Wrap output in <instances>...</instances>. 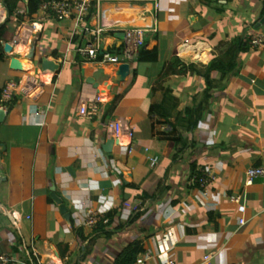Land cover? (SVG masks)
<instances>
[{"label": "crops", "instance_id": "0c3cea01", "mask_svg": "<svg viewBox=\"0 0 264 264\" xmlns=\"http://www.w3.org/2000/svg\"><path fill=\"white\" fill-rule=\"evenodd\" d=\"M96 1L93 24L101 23V10V17L107 18L151 17V0L131 2L129 10L113 0ZM224 3L219 11L210 0H155L160 37H149L148 48L160 52L158 63L128 60L124 51L113 53L121 60L118 64L89 60L78 51L89 38L77 41L70 20H43L35 40L44 38L35 61L28 60L29 44L13 48L11 55L38 74L40 92L37 98L16 96L1 108L5 117L0 124V251L15 254L17 264H122V253L138 242V257L131 264L141 258H146L145 264H162L170 254L176 264H208L211 253V264H264V178L250 188L244 186L248 168L257 160L264 164V47L244 46L235 69L213 74L219 81L210 92L212 113L195 131L184 132L189 143L180 139L179 129L149 112L163 65L182 55L184 45L209 47L206 59L194 60L195 53L180 58L205 71L229 40L240 35L246 42L250 36L264 35V0ZM26 8L24 4L4 28L14 31ZM41 13L35 20L42 19ZM123 39L121 30L111 29L99 41L103 50H120ZM43 55L60 69L43 70ZM2 60L3 53L0 86L23 73L6 68ZM127 62L131 75L113 88L125 96L110 116L113 90L105 83H111L116 67ZM89 78L101 86L89 83ZM85 84L92 94L101 91L104 96L100 114L92 119L76 113ZM165 84L188 105L208 90L204 78L189 73L168 77ZM112 119L124 122L120 140L111 135ZM111 139L116 143L109 151ZM152 157L168 162L162 174H155ZM118 162L127 165L124 172L118 170ZM204 166L218 176L209 196L190 183ZM237 193L244 195L247 205L244 225L239 224L238 205L227 197ZM55 195L68 208L70 220ZM126 201L143 202V209L119 230L120 222L128 221L119 216ZM91 208L115 214L107 225L112 235L104 236L102 222L84 226ZM79 229L85 236L94 235L85 242Z\"/></svg>", "mask_w": 264, "mask_h": 264}, {"label": "built area", "instance_id": "2783aa9c", "mask_svg": "<svg viewBox=\"0 0 264 264\" xmlns=\"http://www.w3.org/2000/svg\"><path fill=\"white\" fill-rule=\"evenodd\" d=\"M96 0H52L44 2L42 4V13L37 20L25 21L15 27L14 31L6 30L2 27L3 24L8 22V13L6 10L5 3L0 0V38L5 42V44L11 45L13 48L21 44H29L28 49H30L32 42L35 40L36 35L40 31L41 23L43 20H55V21H65L70 20L73 23V37L79 38L88 37L89 42L85 46L79 47L78 51L82 53L83 56L89 58V60L97 61L101 56L104 62L110 64H118L121 60L118 55L112 52H103L100 37L111 29L121 30L124 34V39L122 46L124 47V52L128 60L136 61L139 56L140 48L148 44V38L159 39L158 34V24L155 21V0H151L152 3L149 6L148 12L151 13L152 17H148L146 20H136L130 17L125 18H111L102 16L100 11L101 23L93 24L90 16L92 14V9ZM99 3L102 0H98ZM104 2L106 0H103ZM138 1L144 2V0H113V2L123 4L124 8L130 9L133 5H129L131 2ZM18 14V13H17ZM137 24V25H134ZM238 28H236V31ZM73 42V40L71 41ZM74 43V42H73ZM247 46L252 47H264V35H253L247 38ZM177 58H182L183 56L179 53L177 57L171 62V58H168V63H173ZM185 60V59H184ZM39 76L32 69H25L18 80L10 81L2 96V101L5 103L10 102L16 96H26L30 98H37L40 87L38 86ZM89 84H85L82 95L79 99L76 113L81 118H95L101 112L102 104L104 103V96L100 92L92 94L88 89ZM109 128L111 130V135L114 139L120 140L125 135V125L121 119H112L109 122ZM3 155L0 154V179L2 178L3 171ZM167 161H161L159 157H152L151 164L154 167V172L157 175L162 174L166 170ZM127 169V165L123 162H118V170L124 172ZM259 177H264V164L257 160L252 167L249 168L247 177L244 181L245 187L254 184ZM191 184L199 188L202 192L207 195L208 191L217 182L218 176L212 168L209 166L200 167L195 172L194 176L191 178ZM227 196V195H226ZM230 197L233 202L238 203L241 214L246 212V206L243 203V194L239 193ZM143 209V202L132 203L126 201L119 216L124 220H130L134 214L139 213ZM88 217L84 223L85 227H95L99 223L109 224L110 219L106 214L96 210L94 208L89 209ZM246 220L242 216L240 217L239 223L241 225L245 224ZM1 236V235H0ZM11 242L13 238L9 236ZM214 254H208L206 256V261L211 264V259ZM18 258L15 254L7 251H0V264H17ZM146 258H141L136 262V264H145ZM41 264H53L51 262H42ZM162 264H176V259L173 254H170L165 262Z\"/></svg>", "mask_w": 264, "mask_h": 264}, {"label": "trees", "instance_id": "16d2710c", "mask_svg": "<svg viewBox=\"0 0 264 264\" xmlns=\"http://www.w3.org/2000/svg\"><path fill=\"white\" fill-rule=\"evenodd\" d=\"M5 3L6 10L8 13V21H11L14 18L15 13L26 5V11L21 15H18L17 24H21L25 22V20L34 21L36 16L42 7L44 2L52 1V0H2ZM216 3V7L219 11H222L224 8L225 0H210ZM97 1L94 3V7L92 9V14L90 16V20L95 15L97 10L96 8ZM5 24L2 25L4 27ZM42 39L44 38L42 35L40 36ZM40 38V41H42ZM6 45L3 40L0 39V55L3 53L4 60L6 63V68L9 69L11 66V58L12 55L6 52ZM225 50H222L218 56H215L211 59L210 63L205 67V71L198 69L194 63H187L180 58H177L173 63H165L156 79L153 87V94L150 100V108L149 112L152 116H159L164 119L168 124L173 126L175 129H179L180 131V139L186 144L189 143V139L184 137V132H193L201 125L202 121L205 120L210 113H212V94L210 92L214 87L217 86V80L213 77V74L216 72H224L227 73L230 70L236 68L238 64V59L241 53V50L244 46H247L245 39L243 36L238 35L237 37L226 42ZM248 47V46H247ZM112 52L116 53L119 51V54L124 55V48L122 47L120 50H104V52ZM2 52V53H1ZM44 54V53H43ZM100 57V60H102ZM161 61L160 52H154L148 48V44L142 46L140 48L139 56L136 59L138 63H158ZM11 68V67H10ZM192 75H200L207 82L208 90L199 92L195 96V101L193 104H186L182 101L181 97L175 89L169 85H162V81L171 76H182L186 74ZM137 74V70L135 71ZM6 84L0 86V109L4 107L6 103L2 101L3 92L6 88ZM125 94L118 93L116 89L113 90V99L109 104L108 115L112 116ZM11 108V107H9ZM110 219L109 224H102L101 228L103 229L104 236L112 235L113 232L108 231L107 225L112 224L114 220L115 214L107 215ZM131 219L128 221L120 222L118 229H125L131 223ZM79 234L82 236L83 240L86 242L93 235L85 236L84 230L79 229ZM102 235V234H100ZM138 242H134L130 247H128L122 253V264H131L138 257L137 252ZM89 252L82 259H86ZM66 264H73V262H67ZM77 264H81L78 262ZM121 264V263H120Z\"/></svg>", "mask_w": 264, "mask_h": 264}, {"label": "water", "instance_id": "95a60500", "mask_svg": "<svg viewBox=\"0 0 264 264\" xmlns=\"http://www.w3.org/2000/svg\"><path fill=\"white\" fill-rule=\"evenodd\" d=\"M152 17V16H151ZM137 25V24H134ZM39 39H36L32 42L31 44V48H30V52L28 54V60L30 61H35L37 58V53L39 55V50H38V44H39ZM6 52L8 54H14V50L13 47L9 44L6 45ZM104 52V50H102V53ZM42 58V67L43 70H47L49 68H51L52 70H58L60 69V65L52 60L51 58L43 55L41 56ZM11 69L15 70L17 72H23L25 70V66L24 63L20 61V59L18 57L12 56L11 58ZM117 68V72L114 75V79L112 80V82H108L105 83V85L107 86L108 91H112L114 87L116 86H120L123 82H125L129 76L132 73V65L131 63L127 62V63H122L119 66L116 67ZM89 83L94 84L97 88L101 86V82L97 81L95 78H89ZM5 117V111L3 109L0 110V124L2 123V121L4 120ZM116 141L111 139L107 142L106 145V149L107 150H112L114 145H115ZM56 199L58 200V202L61 204V209L63 214L66 215L67 219L70 220L71 218V214L68 212V208L62 203L61 199L58 198L55 195ZM8 216L11 218L12 222L18 226L17 220L14 218V215L11 214L10 212L8 213Z\"/></svg>", "mask_w": 264, "mask_h": 264}, {"label": "bare ground", "instance_id": "6f19581e", "mask_svg": "<svg viewBox=\"0 0 264 264\" xmlns=\"http://www.w3.org/2000/svg\"><path fill=\"white\" fill-rule=\"evenodd\" d=\"M208 50L209 47L205 44H200L199 46H190L188 44L184 45L181 49L182 56H189L191 53H195L193 55L194 60H202L208 58Z\"/></svg>", "mask_w": 264, "mask_h": 264}, {"label": "rangeland", "instance_id": "374dc122", "mask_svg": "<svg viewBox=\"0 0 264 264\" xmlns=\"http://www.w3.org/2000/svg\"><path fill=\"white\" fill-rule=\"evenodd\" d=\"M187 63H189V61L187 60L186 61ZM253 166V165H252ZM252 166H250V167H252ZM248 170H249V168H248ZM248 170H247V173H248ZM246 177H247V174H246ZM246 177H245V179H246ZM259 178H264V177H259ZM245 179H244V181H245ZM218 182V181H217ZM217 182H215V184L217 183ZM254 183H255V181H254ZM254 185V184H253ZM253 185H251V186H253ZM244 186H245V184H244ZM251 186H249L248 188H250ZM209 192V191H208ZM237 194H239V193H237ZM232 195H236V194H229L228 196H232ZM206 196H209V194H207ZM230 200H231V198L230 197H228ZM232 201V200H231ZM233 202V201H232ZM234 203H236V202H234ZM243 203L245 204V202H244V195H243ZM237 205H238V203H236ZM245 206H246V209H247V205L245 204ZM238 207H239V205H238ZM239 213H240V215H241V217L243 216L244 217V214H241V212H240V209H239ZM239 221H240V218H239ZM240 224V223H239ZM244 225V224H243Z\"/></svg>", "mask_w": 264, "mask_h": 264}]
</instances>
